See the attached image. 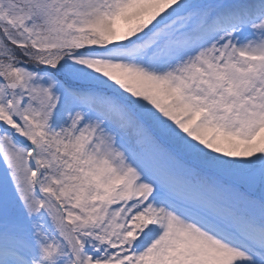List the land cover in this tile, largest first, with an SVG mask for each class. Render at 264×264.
Masks as SVG:
<instances>
[{"label": "snow or ice", "instance_id": "1", "mask_svg": "<svg viewBox=\"0 0 264 264\" xmlns=\"http://www.w3.org/2000/svg\"><path fill=\"white\" fill-rule=\"evenodd\" d=\"M0 264H264V0H0Z\"/></svg>", "mask_w": 264, "mask_h": 264}]
</instances>
